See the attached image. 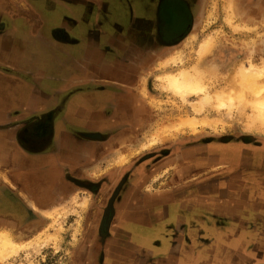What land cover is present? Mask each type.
<instances>
[{
    "label": "crops",
    "instance_id": "crops-1",
    "mask_svg": "<svg viewBox=\"0 0 264 264\" xmlns=\"http://www.w3.org/2000/svg\"><path fill=\"white\" fill-rule=\"evenodd\" d=\"M159 16L153 0H0V170L9 177L3 176L0 183L3 221L30 228V221L41 220L36 210L60 205L77 188L66 181L67 172L93 178L110 158L114 165L104 172L120 167L116 161L125 127L135 126L142 112L137 93L141 70L166 48L158 44L165 38ZM184 21L170 31L174 41L187 30ZM33 125L40 129L24 131ZM48 126L52 130L46 136L42 127ZM23 170L29 174L22 187L12 174ZM173 189L140 197L139 188L131 187L124 198L151 214L150 233L144 237L155 246L147 250L151 260L144 264L262 261L258 253L253 258L243 252V239L253 236L242 215L246 201L227 203L220 212L216 203L196 198L187 202L180 190ZM160 206L169 214L159 216ZM205 211L240 214L227 226L202 216ZM162 220L168 230H157L164 225L156 226ZM258 220L257 216L251 221L252 228L258 227ZM158 236L161 242L154 241ZM213 237L231 239L233 247L222 245L223 240L209 256L213 250L204 251L201 242ZM122 242L112 239L107 246V253L119 255L120 261L105 264L130 263L124 255L134 257L132 264H143ZM203 252L208 257L202 260Z\"/></svg>",
    "mask_w": 264,
    "mask_h": 264
},
{
    "label": "rangeland",
    "instance_id": "rangeland-1",
    "mask_svg": "<svg viewBox=\"0 0 264 264\" xmlns=\"http://www.w3.org/2000/svg\"><path fill=\"white\" fill-rule=\"evenodd\" d=\"M201 1L200 17L196 25L197 39L192 45H188L189 47L186 45L188 39L175 47L184 52L183 65L160 68L161 61L175 50L169 48L159 53L146 69L141 70L137 93L144 112L138 114L135 126L125 127V138L116 162L123 168L134 169L140 161L150 156L148 161L141 165L150 163L151 167L144 177L146 181L141 180L147 183L144 190L137 187L140 197L154 196L159 191L174 188L172 191L180 190L186 199L196 198L216 203L217 211L220 212L224 210L218 209H223L227 203L246 201L242 215L248 221L246 226H249L248 230L253 236L249 235L243 239V252H247L250 257L258 253L259 259L262 260L258 263H264V124L254 118L252 107L239 101L231 111L218 109L216 104L212 103L206 105L202 113L196 114L190 103L183 102L180 97L166 90L164 82L157 79L159 74L168 70L173 72L180 66L189 67L197 63L206 76L205 81L210 91L222 92L224 95L229 93L231 88H235V75L242 63L250 60L255 63L264 61V11L258 9L257 0H236L235 3L234 22L251 26L252 29L248 32L242 27L235 31L228 24L225 0ZM122 18L126 21L124 25L128 24V18L124 15ZM211 36L217 37V43L211 53L199 60L197 49ZM144 81L145 93L140 90ZM198 99L192 97L191 101ZM188 115L217 120V127H204L201 133L197 134L189 128L184 131L171 130L167 135H159L161 139L157 143L144 147L161 124L174 123ZM226 150L229 153L228 158L221 160V156H226ZM236 152L240 155L238 161L231 157ZM123 154L129 155V159H122ZM113 162L112 158L107 159L103 167L105 171L114 165ZM193 165L198 168H191ZM104 169L97 170L94 177L106 175ZM3 176L0 174V183ZM112 184L111 182V186ZM236 185L239 189L232 190ZM107 193L108 190L101 196L107 197ZM210 194H213V197ZM70 195L60 205L36 210L35 213L40 215L41 220L30 221V229L25 227L20 231L15 223L3 221L0 217V231L9 230L18 241L32 242L25 251L23 249L8 261L0 263L81 264L82 259L86 263L93 262L91 256L86 260L87 254H82L85 253L84 247L92 245L96 239L90 234L92 229L88 227L90 220L87 217V213L93 208L90 199L93 195L78 187ZM223 212L205 211L201 215L220 219L224 223L222 225L229 226L236 218L234 215L240 214L226 211L229 214L225 215ZM163 213L169 214L167 209ZM173 213L171 210V216ZM257 216L258 227L252 228L251 221ZM173 226H177L176 222ZM230 240L213 237L207 239V243L201 242V249L204 247V251L213 250L209 253L210 256L221 248H217L218 242L233 247ZM204 256L208 257V254L203 252L202 260ZM254 260L256 264V258Z\"/></svg>",
    "mask_w": 264,
    "mask_h": 264
},
{
    "label": "flooded vegetation",
    "instance_id": "flooded-vegetation-1",
    "mask_svg": "<svg viewBox=\"0 0 264 264\" xmlns=\"http://www.w3.org/2000/svg\"><path fill=\"white\" fill-rule=\"evenodd\" d=\"M155 3V10L157 14L160 16L158 17V22L162 27L164 28L163 34H165L164 37H159L158 44L160 45L162 43V46L166 48H162L161 52L169 50V48H172L174 46L181 45L184 40L186 39L187 35L190 33V31L195 27V25L199 21L201 7H202V1L201 0H153ZM258 9H262L264 11V0H257ZM176 13L178 14V18L176 17ZM179 19V20H178ZM180 19H185L184 23L187 24V30L185 33L180 35L176 41L173 40L170 35V31L174 30L176 26L180 23ZM178 20V21H177ZM192 28V29H191ZM167 31H166V30ZM177 29V28H176ZM170 33V34H169ZM155 51V48L153 49ZM159 52V53H161ZM44 128L42 131H46V136L51 134L52 127H42ZM24 131H36L40 129L39 125H33V126H26L24 127ZM37 135V134H36ZM44 136V137H46ZM43 137V136H42ZM228 151L230 150L227 149ZM226 150V156H221V160L224 159V157L228 158L227 155L229 154ZM236 157H235V156ZM232 157L235 161H238L240 158L239 153H235ZM232 156V155H231ZM148 158H144L142 161H140L135 168H129V167H118L114 171H108L106 172V175H103L102 177H89V176H82L77 177L74 175H71L67 172L65 175L66 181L68 183H72L75 187L85 189L89 191L93 197L90 198L92 200L93 208L92 211L87 213V217L90 220L89 221V229H92V232L90 234H93L95 239V244L87 245L84 247V252L80 251L82 254H87L86 260L91 256L93 259V262L86 263L83 261L81 264H105L106 262H118L120 261L119 255L115 254H108L107 251H110L107 249V246L109 244H112V239H122L123 244H126L128 246L127 249L131 250L133 252L136 251V256L140 261L144 263L150 262V256L147 253V250L152 247V243H150L149 237V231L151 229V226L149 225V215H147V210L145 211V208L143 207H136L133 204L136 203H129L128 201L125 203V196L127 194L128 189L131 187H138L141 190H144V186L147 184L146 182H143L141 180H145V175L147 173V170L150 169V163H147L144 166H141L143 163L147 162ZM129 168V169H128ZM191 168H198V166L193 165ZM27 173L29 172L27 170L19 171L16 174H12V176L17 177V179L20 182V185L27 186L28 182L27 179ZM54 174V172H53ZM105 174V172H104ZM16 175V176H15ZM139 181V182H138ZM141 181V182H140ZM30 182V181H29ZM111 182L113 183L111 186ZM146 183V184H145ZM111 186V187H110ZM108 190V196L103 197L101 195H104L105 192ZM223 191V189H221ZM135 191V190H134ZM112 192V193H111ZM210 196L213 197V194H210ZM185 200V196L182 198ZM134 202L136 200H133ZM178 203H181V200L178 201ZM140 204H143V202ZM159 208V209H158ZM173 208V207H172ZM159 216L160 213H163L165 211L164 206L157 207ZM146 212V213H145ZM164 214V213H163ZM127 216V219L125 216ZM176 212L173 213L172 216H175ZM5 213L0 214V217L3 219L5 218ZM138 219L139 221H136ZM162 222L159 221V223L156 224V226L160 227V224L163 225ZM166 223H164L163 226H161L159 231H165L168 230V227H164ZM18 223H16V228L20 229V231L24 230V228L18 227ZM30 229V228H25ZM156 229V228H155ZM172 229V228H171ZM170 229V230H171ZM161 233V232H158ZM157 233V234H158ZM161 236H158L154 239V241L161 242L162 238ZM139 238V239H138ZM134 241L138 243V245H134ZM153 241V240H152ZM131 246V247H130ZM131 248V249H130ZM125 258V262H129L128 264H132V259L134 257H128L126 255L123 256ZM136 258V259H137Z\"/></svg>",
    "mask_w": 264,
    "mask_h": 264
},
{
    "label": "bare ground",
    "instance_id": "bare-ground-1",
    "mask_svg": "<svg viewBox=\"0 0 264 264\" xmlns=\"http://www.w3.org/2000/svg\"><path fill=\"white\" fill-rule=\"evenodd\" d=\"M225 1V8L227 11L226 21L228 24L231 25L235 31L239 30L240 27L247 29V32L250 31L252 29L251 26L234 22L236 0ZM212 14L213 12L211 15ZM196 25L193 29L191 28L192 30L186 37V39H188L186 42L187 46L192 45L197 39L198 33L196 31ZM216 43V36H211L204 40L197 49L199 60L211 53ZM175 47L176 46L171 49ZM183 53L181 48H175L171 55L165 57L164 60L161 61L160 68L168 69L171 68V66L183 65ZM157 79L164 82L166 90L180 97L183 102L190 103L196 114L202 113L205 106L211 105L212 103H215L218 109H229V111H231L239 101L241 104L252 107L254 118L264 124V61H262V63H255L250 60L247 63H242L235 75V88H231L229 93H225L224 95L222 92L213 93L210 91L205 81L206 76L204 72L200 70L197 63L189 67L180 66L173 72L168 70L164 74H159ZM140 88L141 92H146L145 81L141 84ZM192 97H197L199 99L191 101ZM217 122V120H211L209 117L202 119L196 115H188L174 123H163L150 138L149 143L145 144L144 147L157 143L161 139L159 135H167L171 130L184 131L186 128H189L192 132L197 134L201 133V129L204 127H217ZM221 148L223 149V147ZM121 158L128 160L129 155L123 154ZM0 174L4 175L5 179L8 180L9 177L7 173H2L0 170ZM31 243V241H18L9 230L0 231V262L3 263L8 261V259L19 254L23 249L25 251L26 248L31 246Z\"/></svg>",
    "mask_w": 264,
    "mask_h": 264
},
{
    "label": "water",
    "instance_id": "water-1",
    "mask_svg": "<svg viewBox=\"0 0 264 264\" xmlns=\"http://www.w3.org/2000/svg\"><path fill=\"white\" fill-rule=\"evenodd\" d=\"M256 264H264V263H256Z\"/></svg>",
    "mask_w": 264,
    "mask_h": 264
}]
</instances>
